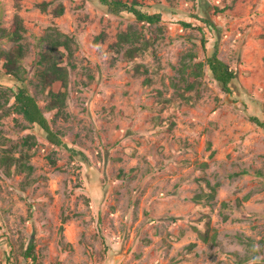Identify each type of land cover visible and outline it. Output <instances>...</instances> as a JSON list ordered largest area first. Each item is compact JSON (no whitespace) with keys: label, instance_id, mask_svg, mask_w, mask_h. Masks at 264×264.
<instances>
[{"label":"rangeland","instance_id":"obj_1","mask_svg":"<svg viewBox=\"0 0 264 264\" xmlns=\"http://www.w3.org/2000/svg\"><path fill=\"white\" fill-rule=\"evenodd\" d=\"M138 2L160 22L109 14L98 0H0L2 26L18 14L25 27L23 84L66 145L18 114L0 118L9 140H36L30 173L0 168V264H264V129L249 118L264 122V0ZM129 25L150 37L131 58L115 45ZM52 27L73 39L66 118L46 111L38 86L36 43ZM188 51L194 61L216 51L235 73L231 93L205 66L198 92L179 97L171 81ZM18 84L0 60V88ZM203 179L218 183L214 197L195 200ZM207 219L215 238L203 241Z\"/></svg>","mask_w":264,"mask_h":264},{"label":"trees","instance_id":"obj_2","mask_svg":"<svg viewBox=\"0 0 264 264\" xmlns=\"http://www.w3.org/2000/svg\"><path fill=\"white\" fill-rule=\"evenodd\" d=\"M99 3L104 5L107 12L112 15H119L122 12H126L133 16L135 21L141 22V24L147 23L148 25L157 24L160 22V14H149L139 8L140 4L138 0H98ZM47 2H40L37 6L44 10L47 7ZM214 9H217L214 7ZM55 16H60L64 12V7L58 4L52 10ZM206 25L212 26L208 19H201ZM184 27H191L188 22L180 21ZM157 27V33H161L160 26ZM200 29V27H198ZM25 27L22 22V17L18 14H14L11 24L8 27H3L0 20V41L10 40L12 44L8 49L0 47V60L1 67L5 74L11 76L18 85L7 88H0V118L11 113L20 115L28 125H38L45 132L46 140L56 146L66 145L61 140V133L58 130H53L48 123L44 111L39 106L36 97L32 95L27 87L23 84L26 80V69L22 65V60L26 54L27 43L23 33ZM98 35L95 37L100 38ZM117 41L115 45L121 46V44L127 45L124 55L131 58L134 54L141 53L149 43V38L145 39L141 30L132 28L130 25L126 30H121L117 34ZM158 38V35H154V40ZM153 42V41H152ZM73 43L72 37L63 34L56 27L49 28L37 41L36 46L40 47L38 51L37 64L40 66L37 69L38 86L40 92L45 94L48 101L45 105L46 111H55V116H61L66 118V100L68 96V82L69 71L66 64L62 63L63 57L69 59L72 56L73 50L71 44ZM201 47L204 48L206 43L203 37L200 38ZM43 44V48H41ZM195 54L192 51L186 52L181 60L180 65L177 68V79L171 81V84L175 90L179 91V97L187 99L185 93L197 90L200 87V79L203 74L204 67L206 66L210 71L212 77L221 85L222 89L231 93L230 82L235 78L234 71L228 66L227 63L219 59L216 55V51L212 52L209 56H206L204 60L194 61ZM146 82H149L147 79ZM58 83L59 88L54 91L51 89L52 85ZM10 99L12 102L10 103ZM250 120L257 126L264 129V122H261L255 116L249 117ZM16 124L21 128L28 127L25 124H20L16 119ZM0 129V168L5 170L6 174L12 172L16 174H28L32 171V166L28 163L31 157V150L36 146L35 135L27 133L21 140L13 142L9 140ZM9 145H6L7 141ZM71 152V149L68 148ZM18 152L15 156L14 152ZM51 163H55V158L49 156ZM205 182V188L208 191L202 192V194L196 195L195 200L211 199L214 197L215 189L218 183L211 184L207 179H203ZM248 198V194L243 197ZM237 205L240 201H237ZM226 202H222L221 206L226 207ZM226 218V215L223 217ZM209 219L205 221V229L199 233L200 238L203 241H207L209 238H215L213 232L211 236L208 230ZM25 257L35 258L33 255V244H29L25 251ZM245 255L243 260L247 259ZM250 258V256H249Z\"/></svg>","mask_w":264,"mask_h":264}]
</instances>
